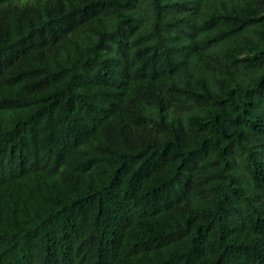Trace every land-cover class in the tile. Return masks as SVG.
<instances>
[{
    "label": "trees",
    "instance_id": "trees-1",
    "mask_svg": "<svg viewBox=\"0 0 264 264\" xmlns=\"http://www.w3.org/2000/svg\"><path fill=\"white\" fill-rule=\"evenodd\" d=\"M0 264H264V0H0Z\"/></svg>",
    "mask_w": 264,
    "mask_h": 264
}]
</instances>
